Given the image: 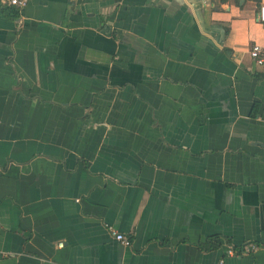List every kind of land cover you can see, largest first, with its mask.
Masks as SVG:
<instances>
[{
	"label": "crops",
	"instance_id": "0c3cea01",
	"mask_svg": "<svg viewBox=\"0 0 264 264\" xmlns=\"http://www.w3.org/2000/svg\"><path fill=\"white\" fill-rule=\"evenodd\" d=\"M1 1L0 264H264V0Z\"/></svg>",
	"mask_w": 264,
	"mask_h": 264
},
{
	"label": "built area",
	"instance_id": "2783aa9c",
	"mask_svg": "<svg viewBox=\"0 0 264 264\" xmlns=\"http://www.w3.org/2000/svg\"><path fill=\"white\" fill-rule=\"evenodd\" d=\"M28 0H2L1 4L13 8L14 10L18 11L19 13L25 8ZM255 20L261 24H264V4L258 6L256 13H255ZM248 56L251 62L258 68H264V47H260L256 44H252L248 48ZM110 235L113 237L115 241L120 243L123 246H128L129 241L124 238L121 234L116 233L111 228L108 229ZM255 246L249 245L247 247H243L240 251H233L231 248H228L225 252L227 256L233 255H240V254H247L250 251H253ZM222 261H219L221 264Z\"/></svg>",
	"mask_w": 264,
	"mask_h": 264
}]
</instances>
